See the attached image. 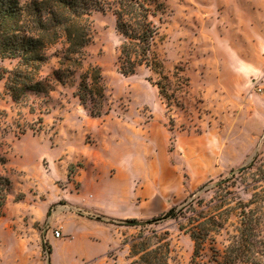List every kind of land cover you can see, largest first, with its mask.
Returning <instances> with one entry per match:
<instances>
[{
	"label": "rangeland",
	"instance_id": "374dc122",
	"mask_svg": "<svg viewBox=\"0 0 264 264\" xmlns=\"http://www.w3.org/2000/svg\"><path fill=\"white\" fill-rule=\"evenodd\" d=\"M159 1L156 67L119 71L120 36L108 9L90 16L87 57L67 84L54 80L51 91L14 102L5 73L18 61L0 60V171L11 181L0 215L1 264H128L139 226L191 199L221 223L206 260L210 244L221 252L237 236L243 204L264 197V62L254 31L264 0ZM60 48L45 51L39 77L52 75ZM89 64L103 76L109 110L101 116L73 93ZM262 204L246 210L263 217ZM185 224L166 219L142 232L166 230L169 264H189ZM260 229L264 239V220Z\"/></svg>",
	"mask_w": 264,
	"mask_h": 264
},
{
	"label": "trees",
	"instance_id": "16d2710c",
	"mask_svg": "<svg viewBox=\"0 0 264 264\" xmlns=\"http://www.w3.org/2000/svg\"><path fill=\"white\" fill-rule=\"evenodd\" d=\"M110 10L115 17V29L120 36L118 69L123 74H133L138 66H157L150 56L154 37L159 34V25L153 20L164 11L159 0H30L21 6L18 0H0V60L16 59L18 66L6 71L5 89L14 102L28 92L47 93L53 81L67 84L83 66L87 57L85 48L92 38L90 16L94 11ZM60 44L54 52L58 66L52 75L39 77V69L46 62L45 51ZM4 77V76H3ZM74 95L91 116L107 113V98L100 67L89 64L80 74ZM6 158L0 154V166ZM11 188L10 178L0 171V215L7 202ZM23 194L16 199L21 200ZM264 203V197H255L241 207L238 234L221 252L213 244L208 246L210 256L203 260L206 244L213 241L210 233L221 223L216 215L196 210L194 199L181 206H173L156 218L142 223L136 238L130 243L128 264H169L170 246L168 232L157 228H142L159 224L166 219L186 220L179 227L188 233L192 244L189 264H264V239L261 233L263 217L257 209L246 207ZM97 216L96 219H104ZM137 226L135 218L128 220ZM107 222V221H105ZM125 244L127 242H124ZM110 256V255H109Z\"/></svg>",
	"mask_w": 264,
	"mask_h": 264
},
{
	"label": "crops",
	"instance_id": "0c3cea01",
	"mask_svg": "<svg viewBox=\"0 0 264 264\" xmlns=\"http://www.w3.org/2000/svg\"><path fill=\"white\" fill-rule=\"evenodd\" d=\"M258 19L256 20V22L254 24L255 25L254 31H257V33L259 34V37H260V41L257 42L256 46L259 47V52L258 53H260L261 60L264 62V15L260 16V19L259 20ZM112 200H115L118 203H121V202L124 201V198L122 196H121V198L120 197H112ZM105 213L114 215L115 217H126L127 216L125 213L124 214L123 213H113V212L112 213L105 212ZM65 227H67L65 224L61 226V229H62L61 233H64V231H66ZM50 238L54 239L56 241L61 239L60 237L59 238H55L53 236V234L51 235ZM80 257L81 258H86L84 255H80ZM0 264H1V258H0Z\"/></svg>",
	"mask_w": 264,
	"mask_h": 264
},
{
	"label": "built area",
	"instance_id": "2783aa9c",
	"mask_svg": "<svg viewBox=\"0 0 264 264\" xmlns=\"http://www.w3.org/2000/svg\"><path fill=\"white\" fill-rule=\"evenodd\" d=\"M60 231L59 230H55L54 232H53V236L54 237H60Z\"/></svg>",
	"mask_w": 264,
	"mask_h": 264
},
{
	"label": "water",
	"instance_id": "95a60500",
	"mask_svg": "<svg viewBox=\"0 0 264 264\" xmlns=\"http://www.w3.org/2000/svg\"><path fill=\"white\" fill-rule=\"evenodd\" d=\"M243 168H244V166L240 167L239 170H240V169H243Z\"/></svg>",
	"mask_w": 264,
	"mask_h": 264
}]
</instances>
